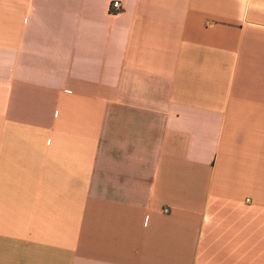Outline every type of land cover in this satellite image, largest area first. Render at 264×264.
Returning a JSON list of instances; mask_svg holds the SVG:
<instances>
[{
    "label": "crops",
    "instance_id": "crops-1",
    "mask_svg": "<svg viewBox=\"0 0 264 264\" xmlns=\"http://www.w3.org/2000/svg\"><path fill=\"white\" fill-rule=\"evenodd\" d=\"M114 1L0 0V264H264V0Z\"/></svg>",
    "mask_w": 264,
    "mask_h": 264
},
{
    "label": "built area",
    "instance_id": "built-area-1",
    "mask_svg": "<svg viewBox=\"0 0 264 264\" xmlns=\"http://www.w3.org/2000/svg\"><path fill=\"white\" fill-rule=\"evenodd\" d=\"M122 6H121V2L116 0L111 4V13L112 14H117L118 12H120ZM165 212H167V210L165 209Z\"/></svg>",
    "mask_w": 264,
    "mask_h": 264
}]
</instances>
